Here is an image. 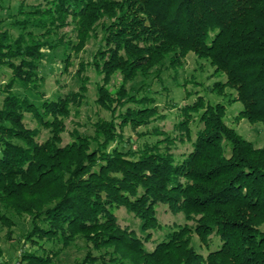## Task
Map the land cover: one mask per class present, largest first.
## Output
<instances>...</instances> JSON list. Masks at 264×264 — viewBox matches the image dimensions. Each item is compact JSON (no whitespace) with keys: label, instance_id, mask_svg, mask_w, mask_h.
Wrapping results in <instances>:
<instances>
[{"label":"trees","instance_id":"16d2710c","mask_svg":"<svg viewBox=\"0 0 264 264\" xmlns=\"http://www.w3.org/2000/svg\"><path fill=\"white\" fill-rule=\"evenodd\" d=\"M16 3L10 27L0 17V66L11 70L1 88L0 223L10 236L18 227V264H55L78 238L87 247L78 264H264V147L226 118L227 104L239 101L236 119L264 123V0ZM67 26L77 40L66 45L75 52L102 34L90 66L100 76L96 102L109 116L97 118L91 133L73 127L63 144L71 105L85 98L86 65L78 69L79 90L40 104L11 88L17 81L38 85L43 49L62 45ZM189 53L224 74L211 89H233L229 103L197 95L177 107L176 134L148 128L165 115L153 97L137 96L126 83L153 72L159 77L165 68L176 75ZM115 75L120 84L111 92ZM25 113L49 130L43 142ZM126 128L135 134L129 145ZM177 142L190 149L176 153ZM159 204L186 222L162 224ZM122 209L140 221V234L120 224ZM163 228L164 236L154 238ZM194 236L207 247L215 236L217 244L203 255Z\"/></svg>","mask_w":264,"mask_h":264},{"label":"rangeland","instance_id":"374dc122","mask_svg":"<svg viewBox=\"0 0 264 264\" xmlns=\"http://www.w3.org/2000/svg\"><path fill=\"white\" fill-rule=\"evenodd\" d=\"M16 0H6L5 8L0 10V17L6 18L7 25L10 27L8 17L11 9L15 10ZM9 6V8H6ZM65 32L64 43L54 50L43 49V57L38 68V85H25L22 82H15L11 88L16 94L28 96L34 103L40 104L42 99H56L58 96H64L72 91L79 90L81 85L79 67L81 64L86 65L84 76L88 77L86 81L85 98L79 106L71 105L70 114L65 118L66 130L62 133L63 144L70 141L68 131L77 126L81 132L91 133L92 124L99 117H108L109 113L100 108L96 102L97 98V82L100 76L90 66L93 53L102 42V34L99 32L97 37L90 36L82 49L75 52L70 46L66 45V41H76V34L71 30V26L64 27ZM14 34L16 32H13ZM70 55L69 65L65 68V59ZM153 72L148 77L138 75L135 79L126 83L127 89L135 93L137 96L148 95L154 98V104L159 107L160 113L165 115L164 118H158L152 121L148 128L158 125L163 130L176 134L174 124L178 120L177 107L185 103L192 102L197 95H201L205 101L210 103L223 102L229 103L228 100L233 89L226 87L223 93H218L211 89L214 81L223 80L224 74L214 71L213 66L205 58L197 59L192 53L186 58L184 65L175 75L172 69L165 68L160 71L157 77ZM11 77V70L5 66H0V104L3 98L1 88L6 85ZM120 84V76L115 75L109 85V90L114 92ZM243 108L239 101L227 104V123L234 128L247 140L251 141L255 146L264 147V123H251L245 118L236 119L235 116ZM25 123L30 128H37L40 133L38 141L43 142L49 136V130L42 127L38 121L30 113H25ZM145 129L143 127L139 128ZM135 138L134 131L129 128L124 130V144L129 145ZM121 144V143H120ZM188 142H177L174 150L176 153L189 150ZM157 217L162 224H183L186 222L183 213L173 214L167 206L159 204L156 207ZM119 221L122 225H128L134 228L140 234V221L134 218L132 213L122 209L119 212ZM264 229V225L262 226ZM168 231L167 228L155 229L153 231L154 238H162ZM6 235V227L0 223V264H18L19 250L22 249V240L18 241L16 235H19L18 227H15L10 238ZM217 237L212 236L209 247L201 244L197 236L193 238L195 248L206 255L209 249L215 248ZM151 249L154 246L152 241L146 243ZM87 247L85 242L80 238L76 239L66 250L60 254L55 264H78L84 257Z\"/></svg>","mask_w":264,"mask_h":264}]
</instances>
